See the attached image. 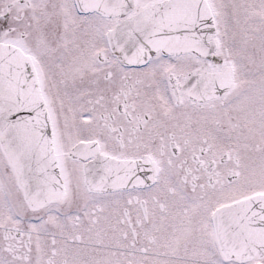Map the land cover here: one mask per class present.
I'll return each instance as SVG.
<instances>
[{
	"label": "snow or ice",
	"instance_id": "snow-or-ice-1",
	"mask_svg": "<svg viewBox=\"0 0 264 264\" xmlns=\"http://www.w3.org/2000/svg\"><path fill=\"white\" fill-rule=\"evenodd\" d=\"M0 264H264V0H0Z\"/></svg>",
	"mask_w": 264,
	"mask_h": 264
}]
</instances>
